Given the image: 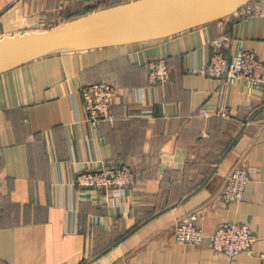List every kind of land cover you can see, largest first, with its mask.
<instances>
[{
	"label": "crops",
	"instance_id": "1",
	"mask_svg": "<svg viewBox=\"0 0 264 264\" xmlns=\"http://www.w3.org/2000/svg\"><path fill=\"white\" fill-rule=\"evenodd\" d=\"M45 0H0V39L49 21ZM43 31V30H41ZM264 57V17L220 21L132 45L55 54L0 75V264H262L175 240L197 215L206 235L241 222L264 254V85L200 73L216 52ZM165 58L170 78L150 84L147 64ZM109 81L116 120L93 126L81 89ZM223 110L227 117L214 114ZM207 111L208 117L202 112ZM104 163L129 165L136 182L78 186ZM250 171L244 199H220L235 167Z\"/></svg>",
	"mask_w": 264,
	"mask_h": 264
},
{
	"label": "built area",
	"instance_id": "2",
	"mask_svg": "<svg viewBox=\"0 0 264 264\" xmlns=\"http://www.w3.org/2000/svg\"><path fill=\"white\" fill-rule=\"evenodd\" d=\"M234 15L239 18L264 17V0H252ZM212 43L217 50L210 61L202 66L201 74L242 80L256 88L264 85V57H259L252 50L241 49L230 58L222 51L223 38L214 39ZM147 67L150 84L163 83L170 78V67L165 58L150 60ZM117 93V88L109 81L90 83L81 89L84 108L93 126L112 123L116 120L112 105ZM202 114L205 117L209 116L207 111H203ZM214 114L222 117L228 116L223 110H217ZM249 181L250 171L240 166L235 167L227 177L220 195L221 201L223 203L243 201ZM135 182L134 171L125 163H104L96 169L83 171L77 176L78 186L95 191L111 190L113 197L122 195L123 191L130 189ZM174 236L178 243L195 246H201L207 240L213 252L223 253L229 257L240 253L257 255L264 264V254H257L254 249L256 235L245 223L225 222L218 225L213 233L206 235L197 224V215L193 214L176 224Z\"/></svg>",
	"mask_w": 264,
	"mask_h": 264
},
{
	"label": "water",
	"instance_id": "3",
	"mask_svg": "<svg viewBox=\"0 0 264 264\" xmlns=\"http://www.w3.org/2000/svg\"><path fill=\"white\" fill-rule=\"evenodd\" d=\"M252 0H133L49 30L0 39V75L55 54L169 38L234 15Z\"/></svg>",
	"mask_w": 264,
	"mask_h": 264
},
{
	"label": "rangeland",
	"instance_id": "4",
	"mask_svg": "<svg viewBox=\"0 0 264 264\" xmlns=\"http://www.w3.org/2000/svg\"><path fill=\"white\" fill-rule=\"evenodd\" d=\"M43 12L49 21L42 22L35 30H49L63 22L84 16L97 10L123 4L133 0H45Z\"/></svg>",
	"mask_w": 264,
	"mask_h": 264
}]
</instances>
